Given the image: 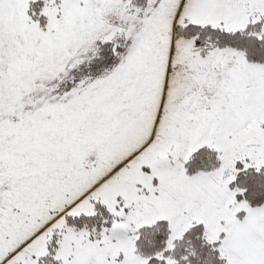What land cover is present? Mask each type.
I'll return each mask as SVG.
<instances>
[{"label": "snow or ice", "instance_id": "obj_1", "mask_svg": "<svg viewBox=\"0 0 264 264\" xmlns=\"http://www.w3.org/2000/svg\"><path fill=\"white\" fill-rule=\"evenodd\" d=\"M0 264H264V0H0Z\"/></svg>", "mask_w": 264, "mask_h": 264}]
</instances>
